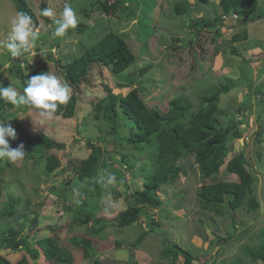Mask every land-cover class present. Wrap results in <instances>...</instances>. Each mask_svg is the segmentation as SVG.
I'll return each mask as SVG.
<instances>
[{"label": "rangeland", "instance_id": "374dc122", "mask_svg": "<svg viewBox=\"0 0 264 264\" xmlns=\"http://www.w3.org/2000/svg\"><path fill=\"white\" fill-rule=\"evenodd\" d=\"M26 1L38 20V26L43 22L45 25H52L47 31L52 30L55 27L53 21L49 18L50 23H48L40 16V0ZM90 1L94 0H45L46 8L54 9L57 15L62 11L65 3L70 4L77 13L78 21L86 24L82 33L74 29L69 30L70 33L65 35L61 46L51 50L53 58L78 56L109 31L125 36L128 43L136 48L134 50L137 58L126 70L118 74H113L106 66L97 68L91 82L80 85L79 98H77L80 109L76 116H64L62 113L66 111L63 108L52 120L40 122L42 118L35 109L23 106L19 109L4 108V115L0 119H7L6 123L16 130V139H6L9 140L12 148L23 144L27 155L22 161L10 163L0 173V208L9 196L21 197L22 201L15 218L19 221H30L36 217L38 220L39 230L33 236L32 246L37 247L34 244L37 239L52 237L59 245L70 250L73 264L90 262V259L82 255L86 244L81 242L75 244L72 242L74 237L83 239L91 245L96 253L95 257L104 264H134L133 261L137 264H169V260L159 257L165 237L169 241L177 242L192 254L198 255L195 264H202L205 260H208L207 262L214 260L215 264L224 260L226 263L237 257L242 259V264H256L250 263L247 255L241 250L244 246L257 244L260 240L259 231L264 228V142H256L259 124L264 125V1L259 0L253 12L258 19L240 22L232 15L226 19L224 25L218 26V33L215 32V28H203V36L200 40L195 39L194 43L190 42L194 37L195 28L189 25L201 16L213 18L212 5L218 0H188L193 10L182 16L175 15L171 10L172 3L177 0H135L134 13L129 15L125 10L120 18L99 12L90 5ZM82 10H86L88 16L84 15ZM16 13L12 0H0V41L7 40L11 30L10 21ZM243 28L246 29L248 38L234 43L241 55H232L229 52L230 46L225 47L223 42ZM47 31L42 28L40 37L47 35ZM173 37L179 38L183 45L180 46V42L173 40ZM43 41L44 39L37 41L40 49ZM184 42L188 44L184 45ZM216 47H225V51L219 50L215 54ZM202 48L204 50H201ZM40 49L34 50L36 52L34 56L32 53H25L24 59L29 63L45 59L47 50L44 48L41 55ZM200 52H204L202 56L199 55ZM17 59H12L6 49L0 48V83L7 80L9 84L20 90L21 82L12 66ZM246 59L249 60L247 67L244 65ZM49 63L48 72L54 73L55 62ZM240 75H242L240 81L247 79L250 85H245L243 82L220 95L219 108L222 114L219 117L223 123L229 116L239 119L236 108L240 102L244 100L250 106V109L248 108L244 113V123L241 125L242 128L245 127L243 136L240 139H233L226 159L242 152L255 168L254 194L260 206L256 210L247 212L245 205L232 212L236 219V231H233L231 218L227 213L225 216H212L198 206L197 191L202 183L209 182L210 179L200 175L193 156H188L179 162L185 171L183 176L176 182L163 184L157 191L162 203L160 206L150 208L149 212L152 214L151 217L159 222V226L144 236L137 249L131 250L128 245L135 241L142 230L150 228L146 215L122 228L115 227L111 222L108 225V220H114L113 218L127 207L129 199L126 197L129 192L142 188V183L153 169L154 159L151 154L154 155L155 149L147 148L143 152H138L132 150L127 142L114 136L111 137L115 140L108 139L105 143L106 151L101 158L107 160L108 166L112 165L116 168L106 167L102 173L97 172V176L100 178L103 175L106 178L108 174H115L116 183L99 185L101 193L99 205L96 206L94 203L87 207L88 211L103 219L98 223H94V219L81 223L79 218L82 215L79 209L86 210L82 203L74 205V208H71L72 212L66 208L63 209L64 211H58L60 203L56 190L62 187L69 188V206H73L72 202L78 198L75 196V190L81 193L85 188L81 183L76 182L77 185H74V174L68 160L70 158L80 160L86 157L89 152L86 148L87 141L99 144L98 140L108 131L106 121L94 119L91 104L92 101L104 96L106 92L104 85L110 86L114 93L121 95H125L132 87H139L143 89L141 95L147 105H156L164 110L168 109V102L172 97L185 95L196 109L197 96L203 94L207 88H211L210 85L216 84L222 77L237 80ZM57 76L63 80L62 76ZM255 87H258L259 91L256 92ZM70 89L71 95L75 96L76 91ZM246 94L250 95V101L246 100ZM117 120L120 125L116 133L124 135L128 132L131 121L124 116L118 117ZM39 133H44L64 144L63 149L53 150L61 162L60 166L51 173H42L43 162L35 153L40 149V144L36 140ZM27 144H30L35 152L27 153ZM100 146L103 147V144ZM122 156H126L133 165L131 169L126 168L121 162ZM5 160L0 161V165H3ZM121 175H123L122 179L118 177ZM97 176L92 178L93 185L100 183ZM221 178L231 180L236 179V175L228 173L223 165L216 176V179ZM125 179L129 186L127 189L124 185ZM89 190L94 192L95 186H91ZM81 194L82 200H87L86 202L89 203L88 199L91 197L88 193ZM109 194L114 203L106 213L103 200ZM86 197L90 198L86 199ZM27 199L29 202L25 201ZM101 221H105L107 225L98 233L93 232L91 226L99 225ZM0 222L4 221L0 219ZM219 237L222 239L220 240ZM116 240L126 247L115 249ZM211 241L213 244L209 245ZM24 253L9 251L6 256L10 261L15 262ZM26 259L30 264H48L43 255L37 260H32L26 254ZM181 260L182 257L179 256V262L176 264H181Z\"/></svg>", "mask_w": 264, "mask_h": 264}, {"label": "trees", "instance_id": "16d2710c", "mask_svg": "<svg viewBox=\"0 0 264 264\" xmlns=\"http://www.w3.org/2000/svg\"><path fill=\"white\" fill-rule=\"evenodd\" d=\"M12 2L17 12L27 13L38 26V20L26 0H12ZM134 3L135 0H114L112 2L109 0H94L90 5H93L103 14L120 18L121 13L125 10H127L129 15L134 13ZM258 3L259 0H218L215 5H212L211 12L213 18L201 16L190 25L188 24L189 27L195 28L193 32L194 37L191 39L190 43H194L193 41L195 39L200 40L204 33L202 30L203 28H215V32L218 33V26L224 25V21L232 14H235L237 21L240 22L258 19V16L253 13ZM39 5L40 16L46 22L50 23L49 18L41 14L43 9L46 8L45 0H40ZM171 10L175 15L182 16L191 13L193 8H191L188 0H177L172 3ZM194 10H196V8ZM82 12L84 15L88 16L86 10H82ZM85 27L86 24H84L83 21H78L74 30L82 33L85 31ZM53 30L54 28L47 31V35L39 38V40L44 39L41 48L47 50L45 59L29 63L26 59L21 61L18 58L12 63V66L21 82L19 86L20 90L18 91L22 92L25 81L28 78L41 72H48L50 69L49 62H55L56 67H53L54 73L62 76L63 80L69 84L72 90L76 91L77 95H71V99L66 105H60L58 107L57 113L64 108L66 112L62 114L66 117H72L76 116L80 109L78 105L79 101H77V98H79L80 85L82 83H90L97 68L99 69L103 66H107L113 73L118 74L127 69L136 60L137 56L134 50L135 47L133 48V45L128 43L125 36L118 32L109 31L104 33L80 55L55 59L51 55V50L54 47H60L65 36L53 38L51 36ZM69 30L66 35L70 33ZM48 38L50 39L47 40ZM247 38L248 33L246 29L243 28L240 31L234 32L230 36V39L225 40L223 44H225V47L227 45L230 46V54L238 56L241 55V53L237 49V46H234V43L246 40ZM45 40H47V42ZM173 40L180 42V46L183 45L179 38L173 37ZM187 44L185 43L184 45ZM225 47L214 48V53H218L219 50L225 51ZM38 49H40V47L37 46L36 50ZM201 50L204 49L202 48ZM203 53L204 52H200L199 55L202 56ZM21 63L26 65L25 69L21 67ZM194 63L192 64L193 68ZM248 63L249 60L246 59L244 65L247 67ZM241 78L242 75H240V78L237 80L222 77L216 84L210 85L211 88H207L203 94L197 96L198 102L196 109L193 108L190 99L185 95L172 97L168 102V109L164 110L156 105H147L141 95L143 89L139 87H132L125 95H121L114 93L110 86L104 85L106 95L103 98L92 101L91 104L94 119L106 121L108 131L103 138L98 140L99 144L87 141L86 148L89 152L86 157L80 160H76L75 158H70L68 160L74 174V185L81 183L85 187L82 189L81 193H88V196L91 197H88L90 199L86 197L89 203L86 202V199V201H83L82 198L79 197L82 200V205L86 208V210L79 209L82 215L79 221L85 223L90 219H94V223H98L103 219V217L99 218L96 214H92L87 210V207L88 205L90 207L94 203H96V206L99 205L101 194L99 187L102 183L100 178H98L99 176H97V172L98 174L99 172L102 173L106 167L116 168L112 165L108 166L107 160L101 158L104 151H106V149L104 150L106 147L105 143H107L108 139H114L111 137L114 136L116 139L124 140L128 143L127 145H131L130 148L132 150L138 152H143L147 148L155 149L154 155L152 156L151 154V157L154 159L153 169L142 183V188H136L133 192H129L126 197L129 199L127 207L121 210L113 218L114 220L107 219L108 225L109 222H111L115 227L122 228L133 224L142 215H146L150 228L142 230L135 241L128 245L131 250H133V248L137 249L144 236L154 231L155 228L159 226V222L154 220L151 217L152 214L149 212L150 208L160 206L162 203L158 197L157 191L163 184L176 182L183 176L185 171L179 162L182 158L188 156H193L200 175L210 179L209 182L202 183L197 191L196 201L198 206L212 216H225L227 213V216L231 218L232 229L236 231V219L232 212L245 205V210L247 212L256 210L260 206L254 194V182L256 180L255 168L247 161L242 152L236 153L226 159L229 149L232 147L231 143L233 139H240L243 136L245 127L242 128L241 125L244 123V113L250 106H248V102L244 100L240 102L236 108L239 119H236L235 116H229L227 121L223 123L219 117V115L222 114L219 108L220 95L226 93L233 87L241 85L243 82L245 85L249 83L247 79L241 82ZM1 83L5 87L9 85L7 80H3ZM255 88L256 92L259 91L258 87ZM246 98L247 101H250L251 97L246 94ZM5 107L12 108L13 106L0 100V117L4 115L3 110ZM120 116H124L131 121V126L124 135L116 133L120 125L117 119ZM36 140L38 141L37 143L40 144V149L35 152L32 146L27 144V153L35 152L38 159L43 162L41 169L42 173H51L55 171L60 166L61 160L53 150L63 149L64 144L44 133L37 134ZM260 141L264 142V125L259 124V128L256 131V142ZM101 144H103V147L100 146ZM121 162L128 169L133 167L126 156H122ZM9 165L10 162L5 160L4 164L0 165V173ZM223 165L228 173L236 175V179H216ZM94 176H97L98 182H100L99 184L96 183L93 185L94 180L92 178ZM118 177L122 179L123 175ZM124 185L126 189L129 187L126 179L124 180ZM91 186H95L94 192L89 190ZM68 189L62 187L56 190L60 203V207L58 208L59 212L64 211V208L72 212L71 208L77 205L74 201L72 202L73 206H69L70 197L68 195ZM35 191L38 192L37 189H35ZM114 193L118 195L117 192ZM21 201L22 198L19 196H9L0 208V219L4 221L0 222V264H30L26 259V254H28L32 260H37L43 255L44 260L47 261L48 264H73V256L70 250L59 245L52 237L37 239L34 242L37 247L32 246L31 241L33 236L35 232L39 230L38 220L36 217L30 221H19L15 218L17 217L16 215L19 211L18 207ZM25 201L29 202V199ZM82 218L84 220H82ZM106 225L107 223L105 221H101L99 225H92L91 230L98 233ZM259 233V242L253 246H244L241 251L243 254L247 255L250 263L264 264V228L260 229ZM219 239L221 240L222 237H219ZM72 242L75 244L80 242L86 244L82 255L90 259L89 264H104L95 257L96 253L93 251L92 246L84 242L83 239L80 240L74 237ZM115 243V249H123L126 247V245H123L117 240ZM212 244L213 242L211 241L209 245ZM9 251H22L26 254H22L19 259L12 262L6 256ZM179 256L182 257L180 261L181 264H195V261L199 258L198 255L192 254L177 242L169 241V239L165 237L159 257L169 260V264H176L179 262ZM207 261L208 260H205L202 264H215L214 260ZM133 262L137 264V262ZM219 264H242V259L237 257L226 263L224 260H221Z\"/></svg>", "mask_w": 264, "mask_h": 264}, {"label": "clouds", "instance_id": "9594fccd", "mask_svg": "<svg viewBox=\"0 0 264 264\" xmlns=\"http://www.w3.org/2000/svg\"><path fill=\"white\" fill-rule=\"evenodd\" d=\"M41 14L53 21L55 25L51 33L53 38L64 37L67 31L75 29L78 23L77 13L68 3H65L59 15L52 8L43 9ZM232 15L236 17L235 14ZM10 25L11 30L7 40L0 41V48L6 49L12 59L19 58L21 61H23L25 53H32L33 56L36 54L34 50L37 48L41 29L47 31L48 28L52 27V25H45L43 22L37 26L32 17L25 12H17L10 21ZM43 52L44 49L41 48L40 54L43 55ZM21 67L25 69L26 65L21 63ZM70 99L71 89L69 84L55 73L41 72L31 76L25 81L22 92H19L11 83L6 87L0 83V100H3L6 104H11L17 109L22 106L35 109L38 116L42 118L40 122L52 120L57 114L58 107L66 105ZM6 121L7 119H0V160L6 159L10 163H16L24 160L27 154L24 151L23 144H19L15 148L10 147L9 140L6 138L16 139V130ZM75 159L77 160V158ZM100 181L105 186L113 185L116 183V176L115 174H108L105 178L101 175ZM75 196L78 197L75 203L77 205L82 203L79 198L82 194L79 190H75ZM113 203L111 194L104 198L103 204L106 213L110 211Z\"/></svg>", "mask_w": 264, "mask_h": 264}]
</instances>
